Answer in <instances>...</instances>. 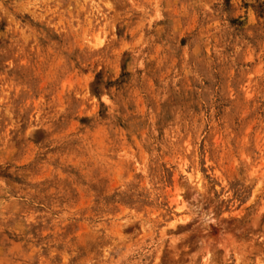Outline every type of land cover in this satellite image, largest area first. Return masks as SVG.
<instances>
[{
  "label": "rangeland",
  "instance_id": "1",
  "mask_svg": "<svg viewBox=\"0 0 264 264\" xmlns=\"http://www.w3.org/2000/svg\"><path fill=\"white\" fill-rule=\"evenodd\" d=\"M0 264H264V0H0Z\"/></svg>",
  "mask_w": 264,
  "mask_h": 264
}]
</instances>
